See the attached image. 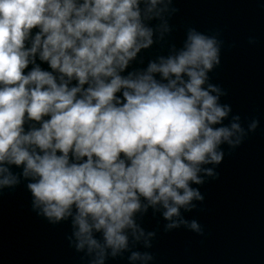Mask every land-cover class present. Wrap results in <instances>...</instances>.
Masks as SVG:
<instances>
[{
  "label": "clouds",
  "instance_id": "obj_1",
  "mask_svg": "<svg viewBox=\"0 0 264 264\" xmlns=\"http://www.w3.org/2000/svg\"><path fill=\"white\" fill-rule=\"evenodd\" d=\"M172 2L0 0V189L27 181L33 211L52 224L71 217L94 264L127 249L129 231L144 235L136 213L160 205L172 221L202 200L190 182L203 183L201 165L221 163L218 146L242 131L217 126L231 109L204 87L220 64L215 36L189 28L181 48L129 70L172 31Z\"/></svg>",
  "mask_w": 264,
  "mask_h": 264
},
{
  "label": "water",
  "instance_id": "obj_2",
  "mask_svg": "<svg viewBox=\"0 0 264 264\" xmlns=\"http://www.w3.org/2000/svg\"><path fill=\"white\" fill-rule=\"evenodd\" d=\"M170 7L178 9L164 14L172 31L163 40L154 36L156 42L138 54L129 70L167 56L173 44L181 48L189 28L215 36L220 64L208 72L204 87H218V103L231 109L217 126L237 123L242 131L230 137L232 145L225 141L218 146L221 163L201 165L203 183L190 182L202 200L194 198L190 210L182 207L172 221L164 219L160 205L136 213L144 235L135 240L129 231L128 248L116 256L107 249L104 264H264V0H173ZM147 23L155 27L160 21ZM26 184L21 179L13 189H0V264H94L95 250L76 247L72 218L52 224L38 215ZM173 221L179 227L168 229ZM193 221L198 231L190 227ZM94 236L102 242L101 233ZM133 252L140 258L132 260Z\"/></svg>",
  "mask_w": 264,
  "mask_h": 264
}]
</instances>
